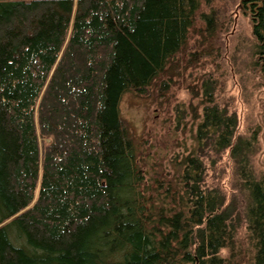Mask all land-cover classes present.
Listing matches in <instances>:
<instances>
[{
    "label": "trees",
    "instance_id": "obj_1",
    "mask_svg": "<svg viewBox=\"0 0 264 264\" xmlns=\"http://www.w3.org/2000/svg\"><path fill=\"white\" fill-rule=\"evenodd\" d=\"M239 2L264 76V0ZM203 3L0 0V264H264V176L213 79L187 84L202 110L194 148L170 160L176 181L146 185L121 117L125 94L215 58L219 21ZM204 148L238 164L246 247L206 185Z\"/></svg>",
    "mask_w": 264,
    "mask_h": 264
},
{
    "label": "rangeland",
    "instance_id": "obj_2",
    "mask_svg": "<svg viewBox=\"0 0 264 264\" xmlns=\"http://www.w3.org/2000/svg\"><path fill=\"white\" fill-rule=\"evenodd\" d=\"M202 11H214L219 21L215 58L206 59L203 68H191L183 75L160 79L156 85L133 99L125 94L120 103L121 117L137 146L139 164L146 185L154 188V180L176 181L170 160L195 146V115H200V97L195 98L187 84L199 86L200 76L210 77L216 84L217 104L237 117V137L253 144L250 169L256 178L264 176V76L255 59L252 25L239 0H203ZM188 53L195 47L190 38ZM136 93V92H135ZM146 93V94H145ZM137 94V93H136ZM201 150L205 166V182L216 189L235 210L239 225V242L246 247L245 213L248 195L238 173L237 162L229 151ZM245 243V244H243Z\"/></svg>",
    "mask_w": 264,
    "mask_h": 264
}]
</instances>
